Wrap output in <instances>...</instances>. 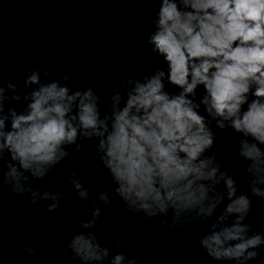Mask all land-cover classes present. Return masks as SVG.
Segmentation results:
<instances>
[{"label":"clouds","instance_id":"1","mask_svg":"<svg viewBox=\"0 0 264 264\" xmlns=\"http://www.w3.org/2000/svg\"><path fill=\"white\" fill-rule=\"evenodd\" d=\"M154 25L148 44L167 64V74L156 71L135 82L122 109L118 86L111 117L101 119L91 90L70 95L69 88L57 82L42 84L39 72L30 74L26 83L38 87L25 97L30 100L26 111L11 113V130H6L8 117H0V159L7 151L15 162L8 164L7 172L0 169V183L20 195L30 193L33 203L53 201V211L63 197L35 191L26 173L43 178L67 155L65 145L74 144L78 136L97 137L116 194L130 212L143 213L148 220L159 222L171 213L173 227L184 225L185 217L207 221L224 200L225 193L216 191L223 181L230 203L198 246L217 262L259 260L264 233H253L245 223L251 200L237 196L235 180L221 171L215 156L205 155L214 136L199 105L188 97L202 86V103L218 118V127L230 126L242 134L238 156L245 183L253 196L264 198V0H160ZM165 79L182 91L167 93ZM132 84L130 80L128 86ZM3 100L0 88V112ZM72 184L81 199L89 198L80 179L72 178ZM99 199L110 204L107 193ZM92 215L93 221L83 228L94 227L100 209ZM19 248L29 257L36 255L31 242ZM60 251L64 260L71 254L72 264H138L123 253L113 256L88 231L70 235L67 250ZM0 264L9 261L0 255Z\"/></svg>","mask_w":264,"mask_h":264},{"label":"water","instance_id":"2","mask_svg":"<svg viewBox=\"0 0 264 264\" xmlns=\"http://www.w3.org/2000/svg\"><path fill=\"white\" fill-rule=\"evenodd\" d=\"M159 3L160 0H0V88L4 89L0 117H8L6 130H11V113H24L30 103L25 97L38 87L26 83L34 72H39L42 84L57 82L69 88L70 95L91 90L98 98L101 119L111 117L112 97L118 86L122 109L135 82H143L144 77L156 71L167 74V64L148 44L155 31ZM130 80L133 84L128 86ZM163 83L170 95L182 91L167 79ZM204 95L201 86L188 99L199 105V114L214 136V145L205 155L215 156L221 171L235 180L237 196L249 197L251 210L245 223L252 226L253 233H264V198L252 195L238 156L242 134L230 126L218 127V118L213 119L202 103ZM99 142L97 137L78 136L74 144L64 146L67 155L43 178L26 173L35 191L63 197L53 211H49L53 201L38 199L33 203L30 193L20 195L0 183V255L9 264H72L71 254L64 260L60 250H67L70 235L86 231L94 233L113 256L123 253L138 264H229L213 261L198 246L199 238L230 203L223 181L216 191L225 193L224 200L207 221L185 217L184 225L173 227L171 213L160 217L159 222L148 220L143 213L130 212L116 194L117 185L101 161ZM260 147L264 150V145ZM10 163L15 162L5 151L0 169L7 172ZM72 178L80 179L88 192L87 200L80 198ZM101 193H107L109 205L100 201ZM97 207L100 216L94 227L83 228L84 223L93 221L92 213ZM26 242H31L34 257L20 252L19 245ZM258 251L260 259L249 264H264V250Z\"/></svg>","mask_w":264,"mask_h":264}]
</instances>
